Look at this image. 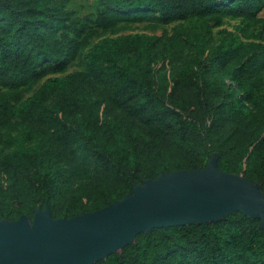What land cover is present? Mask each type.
Masks as SVG:
<instances>
[{
  "label": "trees",
  "instance_id": "16d2710c",
  "mask_svg": "<svg viewBox=\"0 0 264 264\" xmlns=\"http://www.w3.org/2000/svg\"><path fill=\"white\" fill-rule=\"evenodd\" d=\"M98 1L80 19L62 0H0V222L93 213L212 156L264 197V0ZM225 17L261 30L221 28ZM169 19L201 26L114 37ZM64 26L73 39L57 37ZM99 32L110 36L90 44ZM85 50L86 71L68 72ZM51 66L59 76L25 98ZM94 264H264V228L234 211L139 233Z\"/></svg>",
  "mask_w": 264,
  "mask_h": 264
},
{
  "label": "water",
  "instance_id": "95a60500",
  "mask_svg": "<svg viewBox=\"0 0 264 264\" xmlns=\"http://www.w3.org/2000/svg\"><path fill=\"white\" fill-rule=\"evenodd\" d=\"M214 168L218 172L216 158ZM200 171L160 176L155 181L146 182L143 187L135 188L132 196L69 220H52L47 209L36 212L32 220L33 229L25 217L14 223L2 221L0 264H94L120 252L139 233L217 220L234 212H226L228 206L254 202L251 197L233 192L234 188L246 190L242 184L232 186L228 179L218 182L192 175ZM259 203L264 209L263 195ZM38 213L44 215L37 216ZM202 213H211L214 217L200 221L198 217ZM16 223L21 224L14 227Z\"/></svg>",
  "mask_w": 264,
  "mask_h": 264
},
{
  "label": "rangeland",
  "instance_id": "374dc122",
  "mask_svg": "<svg viewBox=\"0 0 264 264\" xmlns=\"http://www.w3.org/2000/svg\"><path fill=\"white\" fill-rule=\"evenodd\" d=\"M64 1V8L70 12H72L75 17L83 19L88 16H94L97 11L100 8V3L98 0H62ZM260 17H264V8L259 14ZM93 19V18H91ZM201 26V22H187V23H180L174 20H159L154 23H137L134 20L126 21L120 26V31L114 35V37L122 36V35H128V34H133V33H144L148 35H157V36H169L173 29L176 27H181L184 29H192V28H198ZM209 26L212 27V30L214 33L219 29L217 27H214L213 23H209ZM241 26L245 30L243 33L250 34L254 33L256 34L258 31L261 30V27H246V23H243L240 19H232L229 17H225L222 19V27L228 30L233 31L235 27ZM78 32V30L72 29L68 26H64L61 28V30L58 32L57 37L61 40H71L74 38L75 34ZM241 33V34H243ZM240 34V35H241ZM110 36L109 34H102L98 33L97 36L93 37L90 39V44H94L101 38H105ZM85 56H86V50L85 51H79L76 57L71 61L70 66H69V71L68 72H85L86 71V66H85ZM56 69V66H51L49 68L44 67L40 71L41 72H46V76L36 85L31 88H25V94L24 97L27 98L31 96L37 88L41 85V83L50 77L53 76H59L58 74L54 73V70ZM0 92H7L6 90L0 88ZM214 161H215V156H212L210 159L209 163L207 164L206 168L200 171L198 174H193L192 175H199L201 178L203 176L209 177L212 179H216L218 182L222 181L223 179H228L229 181H232L230 183L232 186H235L237 184H242L245 186L246 190H242L239 188H234L233 192L236 193L239 196H248L251 197L254 202L253 203H244L242 205H237L235 207L233 206H228L225 208V211H235V209L242 210L248 215L257 217L262 226L264 227V209L262 208L261 204L259 203V199L262 198L261 192L259 190L258 186H250L246 182H244L240 177L234 176V175H229V174H221L216 171L214 168ZM191 175V174H189ZM149 185V184H148ZM146 185V186H148ZM145 186V187H146ZM144 187V188H145ZM142 188V190L144 189ZM219 207V206H218ZM43 213H38L37 216H43ZM213 214H205L202 213L199 215L198 220L200 221H205L213 218ZM21 223H16L13 226H18ZM34 222L29 223L30 229L34 228Z\"/></svg>",
  "mask_w": 264,
  "mask_h": 264
}]
</instances>
